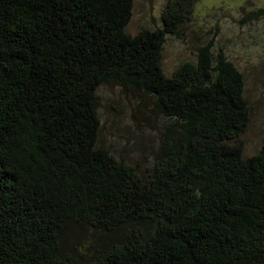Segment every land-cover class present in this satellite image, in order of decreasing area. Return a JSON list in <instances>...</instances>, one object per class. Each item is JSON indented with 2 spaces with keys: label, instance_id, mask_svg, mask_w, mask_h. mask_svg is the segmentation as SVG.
I'll list each match as a JSON object with an SVG mask.
<instances>
[{
  "label": "trees",
  "instance_id": "16d2710c",
  "mask_svg": "<svg viewBox=\"0 0 264 264\" xmlns=\"http://www.w3.org/2000/svg\"><path fill=\"white\" fill-rule=\"evenodd\" d=\"M135 1L0 0V264H264L245 76L211 44L166 73L198 0L133 34ZM115 85L151 100L144 165L101 144Z\"/></svg>",
  "mask_w": 264,
  "mask_h": 264
},
{
  "label": "rangeland",
  "instance_id": "374dc122",
  "mask_svg": "<svg viewBox=\"0 0 264 264\" xmlns=\"http://www.w3.org/2000/svg\"><path fill=\"white\" fill-rule=\"evenodd\" d=\"M167 0H136L129 31L156 28ZM263 13L256 15L252 12ZM163 50V68L171 73L211 44L214 55L223 53L245 76L251 123L244 136L245 155H256L264 141V0H198L190 18ZM99 112L101 144L131 164L150 162L159 135L152 105L120 86L101 87ZM157 133V134H156Z\"/></svg>",
  "mask_w": 264,
  "mask_h": 264
}]
</instances>
